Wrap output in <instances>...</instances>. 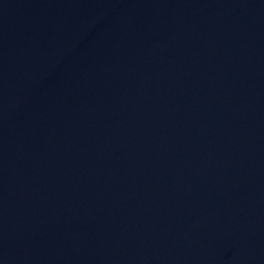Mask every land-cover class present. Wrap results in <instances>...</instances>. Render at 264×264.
Masks as SVG:
<instances>
[{
    "label": "water",
    "instance_id": "1",
    "mask_svg": "<svg viewBox=\"0 0 264 264\" xmlns=\"http://www.w3.org/2000/svg\"><path fill=\"white\" fill-rule=\"evenodd\" d=\"M0 264H264V0H0Z\"/></svg>",
    "mask_w": 264,
    "mask_h": 264
}]
</instances>
